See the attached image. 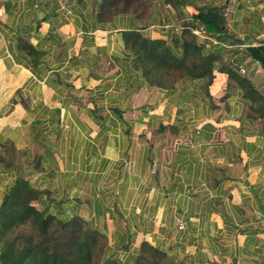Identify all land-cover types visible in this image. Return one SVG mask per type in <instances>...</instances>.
Here are the masks:
<instances>
[{
	"label": "crops",
	"instance_id": "obj_1",
	"mask_svg": "<svg viewBox=\"0 0 264 264\" xmlns=\"http://www.w3.org/2000/svg\"><path fill=\"white\" fill-rule=\"evenodd\" d=\"M226 2V38L198 34L228 69L160 87L128 43L174 47L172 6L144 25L101 0H1L0 206L24 179L38 210L103 233L105 259L148 242L180 264H264V112L242 82L264 97L246 50L264 54V0Z\"/></svg>",
	"mask_w": 264,
	"mask_h": 264
},
{
	"label": "trees",
	"instance_id": "obj_2",
	"mask_svg": "<svg viewBox=\"0 0 264 264\" xmlns=\"http://www.w3.org/2000/svg\"><path fill=\"white\" fill-rule=\"evenodd\" d=\"M135 1L101 0V14L112 19L130 13L148 25L154 15L155 7L150 10L151 5L155 6L154 0L136 5ZM160 2L175 10L180 34L174 38V47L166 39L137 34L128 43L136 66L151 85L172 87L187 76L205 77L211 83L216 69L228 68L218 65L223 63L221 54L208 50V42L201 40L198 32L219 40L226 38V0H211L205 4H198L196 0ZM141 5L143 9L139 10ZM188 6L197 11L189 15ZM148 7L147 15L144 11ZM242 82L252 96L251 107L257 111L262 108L264 112V97L250 81L242 79ZM40 193L26 180L18 179L5 194L0 206V264H121L115 259H105L107 239L99 230L89 227L80 218L65 221L47 210H38L31 202ZM132 264L180 263L146 242Z\"/></svg>",
	"mask_w": 264,
	"mask_h": 264
},
{
	"label": "rangeland",
	"instance_id": "obj_3",
	"mask_svg": "<svg viewBox=\"0 0 264 264\" xmlns=\"http://www.w3.org/2000/svg\"><path fill=\"white\" fill-rule=\"evenodd\" d=\"M144 1H149V0H136L135 2H134V4L136 5V4H141V2H144ZM153 1V0H152ZM211 0H196V2L198 3V4H205V3H209ZM222 1H224V0H222ZM156 2H160V0H154V4H156ZM133 4V5H134ZM153 4V3H152ZM153 7H155L154 5H151L150 6V10H151V8H153ZM143 9V5H141L140 6V8H139V10H142ZM149 10V7H148V9H147V11H144L145 12V14H149L150 13V10ZM195 11H197L193 6H188V7H186V12L190 15V14H192L193 12H195ZM146 15V16H147ZM28 228L26 227V230H27ZM18 230H20V229H18Z\"/></svg>",
	"mask_w": 264,
	"mask_h": 264
},
{
	"label": "water",
	"instance_id": "obj_4",
	"mask_svg": "<svg viewBox=\"0 0 264 264\" xmlns=\"http://www.w3.org/2000/svg\"><path fill=\"white\" fill-rule=\"evenodd\" d=\"M246 50L250 53V55L261 62L262 66L264 67V54H261L258 50L257 46L253 45L250 41L246 44Z\"/></svg>",
	"mask_w": 264,
	"mask_h": 264
},
{
	"label": "built area",
	"instance_id": "obj_5",
	"mask_svg": "<svg viewBox=\"0 0 264 264\" xmlns=\"http://www.w3.org/2000/svg\"><path fill=\"white\" fill-rule=\"evenodd\" d=\"M259 45L264 46V32L260 35ZM241 70L244 71V68L241 67ZM181 225H182V223H181Z\"/></svg>",
	"mask_w": 264,
	"mask_h": 264
}]
</instances>
